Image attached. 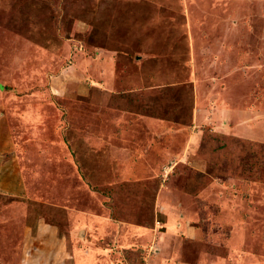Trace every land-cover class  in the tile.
I'll list each match as a JSON object with an SVG mask.
<instances>
[{"label":"rangeland","instance_id":"1","mask_svg":"<svg viewBox=\"0 0 264 264\" xmlns=\"http://www.w3.org/2000/svg\"><path fill=\"white\" fill-rule=\"evenodd\" d=\"M37 254L264 264V0H0V264Z\"/></svg>","mask_w":264,"mask_h":264},{"label":"crops","instance_id":"2","mask_svg":"<svg viewBox=\"0 0 264 264\" xmlns=\"http://www.w3.org/2000/svg\"><path fill=\"white\" fill-rule=\"evenodd\" d=\"M41 239H43V238H41ZM39 253V252H38ZM59 253H61V252H59ZM38 255H40V256H42L41 254H37V255H33L32 257H31V261H30V264H40V262H37L36 260V257H38ZM63 256H60V258H58V257H56V255L54 254V253H52V254H50V257L48 258V260H52V261H54V262H57L58 260L59 261H63ZM56 259V260H55ZM49 262V261H48ZM63 263V262H62ZM42 264V263H41ZM45 264H48V263H45ZM183 264H186V263H183Z\"/></svg>","mask_w":264,"mask_h":264}]
</instances>
